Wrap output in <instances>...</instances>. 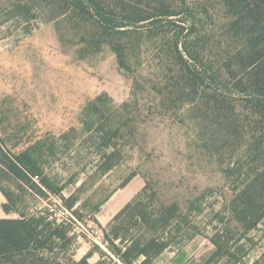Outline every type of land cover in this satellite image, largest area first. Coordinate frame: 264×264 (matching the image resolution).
<instances>
[{
  "label": "rangeland",
  "instance_id": "rangeland-1",
  "mask_svg": "<svg viewBox=\"0 0 264 264\" xmlns=\"http://www.w3.org/2000/svg\"><path fill=\"white\" fill-rule=\"evenodd\" d=\"M41 2L32 3L29 16H20L16 0H0V145L7 153L35 142L46 147V174L63 186L64 196L75 195L79 200L76 209L83 221L74 225L79 236L77 260L95 251L94 245L105 250L103 231L92 216L108 228L148 180L167 203L178 202L185 211L198 203L195 238L181 250L165 252L153 264H204L215 251L210 241L215 214L230 219L226 208L250 167L251 136L231 134L201 104L177 103L165 89L169 63L161 57L158 44L130 47L131 72L126 71L110 45L91 51L81 40L83 32L43 9ZM212 15L218 26L213 25L217 38L210 46L216 47L224 38L226 21L219 7L212 9ZM137 79L142 89L133 95ZM102 95L116 107L129 104L128 115L114 117L126 134L117 141V167L106 175L98 167L103 156L99 143L82 132L80 122L84 108ZM71 129L77 134L61 136ZM233 168L238 171L235 176L229 174ZM0 178L3 186L17 191L18 182ZM34 181L39 183L37 178ZM22 196L28 214L48 207L54 214L66 212L73 218L55 195L49 201L32 191ZM6 202L0 192V217ZM101 204L95 214L93 210ZM17 218L16 213L9 215V219ZM229 237L232 244L242 240L240 244L246 245L242 264L261 259L264 225L247 235L233 225ZM98 261V254L90 260L91 264Z\"/></svg>",
  "mask_w": 264,
  "mask_h": 264
},
{
  "label": "trees",
  "instance_id": "trees-1",
  "mask_svg": "<svg viewBox=\"0 0 264 264\" xmlns=\"http://www.w3.org/2000/svg\"><path fill=\"white\" fill-rule=\"evenodd\" d=\"M16 1L20 16H29L32 3L43 1V9L53 11L74 30L84 33L81 40L91 51L110 45L121 67L129 72L130 47L158 44L161 57L169 63L165 89L177 103L201 104L214 122L230 128L231 134L251 136L250 167L236 184L226 208L230 219L220 212L215 214L210 238L215 251L204 262L244 263L246 245L240 244L242 240L232 244L229 233L233 225L245 235L264 225V0ZM216 7L225 14L226 21L223 40L213 46L217 52L210 46L218 26L212 15ZM141 89L139 80H135L133 95ZM128 109V103L116 107L107 95H102L81 114L82 132L98 142L102 150L98 166L102 175L117 167V141L126 132L124 126L115 124L114 117L128 115ZM75 133L77 130L71 129L61 136ZM46 157L48 150L41 142L8 153L0 145V177L19 183L15 191L3 186L0 178V192L7 201L3 211L19 215L17 219H0V264H91L96 254V264H153L165 252L175 247L181 250L197 235L194 215L198 203L188 211L178 202L167 203L147 180L108 228L92 216L103 231L105 250L94 245L95 251L77 260L79 236L74 225L83 221L76 209L79 200L75 195L64 196L63 186L46 174ZM229 174L237 175V168ZM136 176H131L126 185ZM35 178L39 183L33 182ZM29 191L44 201H49L50 195L59 197L73 218H68L66 212L54 214L48 207L28 214L22 192ZM101 206L95 207V214ZM261 262L264 253L255 264Z\"/></svg>",
  "mask_w": 264,
  "mask_h": 264
},
{
  "label": "crops",
  "instance_id": "crops-1",
  "mask_svg": "<svg viewBox=\"0 0 264 264\" xmlns=\"http://www.w3.org/2000/svg\"><path fill=\"white\" fill-rule=\"evenodd\" d=\"M5 218H9V215L4 212V216L3 217H0V219H5Z\"/></svg>",
  "mask_w": 264,
  "mask_h": 264
},
{
  "label": "built area",
  "instance_id": "built-area-1",
  "mask_svg": "<svg viewBox=\"0 0 264 264\" xmlns=\"http://www.w3.org/2000/svg\"><path fill=\"white\" fill-rule=\"evenodd\" d=\"M61 215H65V213H62Z\"/></svg>",
  "mask_w": 264,
  "mask_h": 264
}]
</instances>
